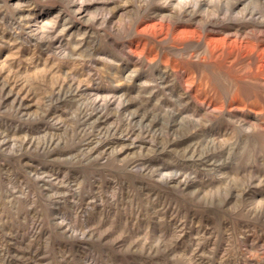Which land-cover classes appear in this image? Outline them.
I'll return each mask as SVG.
<instances>
[{"label": "rangeland", "instance_id": "374dc122", "mask_svg": "<svg viewBox=\"0 0 264 264\" xmlns=\"http://www.w3.org/2000/svg\"><path fill=\"white\" fill-rule=\"evenodd\" d=\"M262 66L264 0H0V264H264Z\"/></svg>", "mask_w": 264, "mask_h": 264}, {"label": "bare ground", "instance_id": "6f19581e", "mask_svg": "<svg viewBox=\"0 0 264 264\" xmlns=\"http://www.w3.org/2000/svg\"><path fill=\"white\" fill-rule=\"evenodd\" d=\"M260 66H261V65H260ZM262 67H263V66H262ZM263 68H264V67H263ZM263 68H262V69H263Z\"/></svg>", "mask_w": 264, "mask_h": 264}]
</instances>
